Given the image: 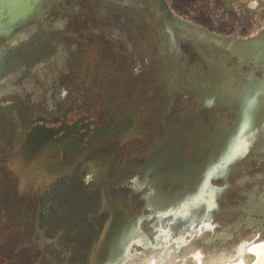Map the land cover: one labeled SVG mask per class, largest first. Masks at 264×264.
I'll list each match as a JSON object with an SVG mask.
<instances>
[{"label":"flooded vegetation","instance_id":"obj_1","mask_svg":"<svg viewBox=\"0 0 264 264\" xmlns=\"http://www.w3.org/2000/svg\"><path fill=\"white\" fill-rule=\"evenodd\" d=\"M258 2L178 0L177 10L170 0H104L77 28L47 32L50 68L30 66L39 99L0 117V264H118L181 243L165 221L194 226L234 211L230 225L196 226L200 244L244 225L264 233ZM236 185L243 201L232 209ZM70 191L85 210L54 214Z\"/></svg>","mask_w":264,"mask_h":264},{"label":"rangeland","instance_id":"obj_2","mask_svg":"<svg viewBox=\"0 0 264 264\" xmlns=\"http://www.w3.org/2000/svg\"><path fill=\"white\" fill-rule=\"evenodd\" d=\"M170 1L172 2L173 7L175 9L177 8V10H179L178 7H175V5H174V1L177 2L178 0H170ZM257 1H259L257 8L261 10V16L260 17L262 19H260L261 20L260 22L262 23L263 22V16H264V0H257ZM88 2H87V0H59L48 11H46L42 24L33 23L29 26H26L25 28H22V30H19V32H21L20 35H25L24 38H26L27 36L30 37L31 35L36 34L38 32L42 33V31L43 32L45 31V34H47L46 29H49L55 33H58L61 31V29L63 28L64 25L66 27L70 26L71 28H77L78 19H80L81 14H82V16L85 14V12H84L85 10H87L89 8L88 11L92 10L94 12V11H96V9H99L101 6L102 7L108 6V4H104V0H97L96 3H93L92 0H88ZM247 2H248V0H247ZM186 11L187 12L185 15H186V17H189L191 15V13L187 9H186ZM256 20L257 19L255 17L252 19L251 24H254V26H252V27L258 26V24L255 23ZM18 35H19V33H18ZM16 37L18 38V36H16ZM24 38H22V39H24ZM56 38H57V35H56ZM14 39H15V37H14ZM30 66L31 65L28 64L26 69H24V71H22V72L19 71L17 73L10 74L6 77L5 84L0 89V117H2V115H5L7 118H14V114L17 112L18 107L20 105L23 106V104L25 102L33 103L35 100L39 99V97L41 95L40 94L41 90L37 87V82H33V79H32V78H34L32 76V72L35 71V67L30 68ZM36 66H37L38 70H40L42 73L45 70L50 68V63L42 60ZM26 72H27V74H26ZM24 73H25V76H24ZM21 77H23V78H21ZM21 80H23L22 83H24V84H22L23 85L22 87L18 86L20 84ZM33 87H35L36 89H34ZM30 91L33 94L30 93V95H29ZM34 103H36V102H34ZM238 179H240V177H236L235 181L237 182ZM242 184L244 185V183H241V186H242ZM241 186L236 185V187L234 186L229 191V208L236 209L242 203L243 199L241 197L242 196L241 191L244 190V188H242ZM58 193H61V192H58ZM69 193L70 194L68 195V208L66 209L65 207L62 208V206H56L54 208V214L64 216L68 213L67 215H69V217H70L72 214L73 215L77 214V212H72L71 209L78 208L76 211L85 210V206H86L84 204L85 200H81L80 198H78V192L77 191H73V192L70 191ZM80 201H82V202L79 204ZM55 205L56 204H54V206ZM243 210L246 214H249V213H247L246 206L244 207ZM261 210H258V212H261ZM238 214H239L238 211H234L233 213H230L228 215V217H226V218H218L217 216H214L212 218H205L203 220L197 221L194 226H190V225H187L186 223L178 222V221H176V222H171V221L166 222L165 221V223H162L161 226L163 229L169 230V232H170V234H172L171 236L173 238H177V237L183 238L184 239L183 242L186 241L185 244H183V246L185 248H187L188 246L193 245V244L195 246L200 245L203 247L206 245L200 244L199 238L197 235L198 231L196 229V226H198L200 224L202 225L203 222H207V223L211 222V219H213L214 222H217L220 224L230 225L234 222V220H236ZM247 218H251V216L247 217ZM70 225H71V223H70ZM146 226H147V224H146ZM251 227L252 226H250V228ZM240 228L243 229V231H244L249 227H245V225H244L243 227H240ZM192 229H194L196 231H193ZM241 229L238 233H236L234 241L238 240L239 238H244L247 241L256 240L257 235H255L252 231L248 230V231L243 233V231ZM77 230H79V232H80V228H77ZM219 230H220L219 228L214 229L215 232H217ZM153 231L150 234H153ZM165 232L166 231L164 230L161 233H158L157 235H155V239L159 238V236H160V238L164 237V234H166ZM194 232L196 235H194V237L190 238V236H192L194 234ZM204 233L206 235L209 234V233L203 232V234ZM157 242H159V241H157ZM176 244L179 246L182 245V243H179V241H177ZM229 245L230 244H226V247H229ZM206 247H209V246H206ZM177 249L178 248H176L175 250H177ZM179 251H181V250H179ZM183 251H184V249H183ZM150 253H151L150 251L146 252V253H142L143 256L140 255L139 258L141 259V261H146V259H147V261H149L148 257L145 258V260H143V259H144V255L149 256ZM183 255H184V253L182 252V254L179 255L174 260V264L177 263V261H179V262L181 261L183 264H187L189 261H191V259H189L188 257L186 259V257H184L185 255L184 256ZM155 257L156 256L154 255V257H152L150 260L155 259Z\"/></svg>","mask_w":264,"mask_h":264},{"label":"water","instance_id":"obj_3","mask_svg":"<svg viewBox=\"0 0 264 264\" xmlns=\"http://www.w3.org/2000/svg\"><path fill=\"white\" fill-rule=\"evenodd\" d=\"M58 1L0 0V89L8 75L24 71L28 64L34 65L53 52L55 44L49 33L41 30L24 38L19 30L33 23L42 24L46 11ZM49 31L53 32L46 29Z\"/></svg>","mask_w":264,"mask_h":264},{"label":"bare ground","instance_id":"obj_4","mask_svg":"<svg viewBox=\"0 0 264 264\" xmlns=\"http://www.w3.org/2000/svg\"><path fill=\"white\" fill-rule=\"evenodd\" d=\"M246 176H242V178H240L241 180L238 179L236 184L241 185V183H245ZM257 204L256 206H258L260 203L258 205ZM246 205H247L246 206L247 213L252 215L253 214L252 211L255 210V208L252 209V207H254L255 204L252 202V200H250ZM259 210H261V205ZM246 220L248 223L254 222L252 218H247ZM181 239L180 242L183 243L184 239L183 238ZM229 239L231 240L228 241ZM229 239H225V235H223V237L220 236L219 243L216 242V244L209 247H205V246L202 247L200 245L195 246L194 244L188 247L186 246L187 248H185L183 251L185 256L184 255L183 256L186 257V259L188 257L192 261L186 263L187 264H264V234L257 235L256 240H252V241H247L244 238H239L238 240L234 241V235L230 233ZM225 243L230 244L229 247H226V245H224ZM177 247L176 245H173V243H171V245L168 244L167 246L163 247V249H161L159 252H152L149 254V256L144 255L143 260H145V258L148 257L149 261H147V259L146 261H141V259L139 258L141 254L134 252L128 255L127 258H125L118 264H174V260L179 256V253L175 252V249ZM154 255L156 256L155 259L150 260L152 257H154ZM141 256H143V254ZM175 264H183V263L181 261L180 262L177 261V263Z\"/></svg>","mask_w":264,"mask_h":264}]
</instances>
